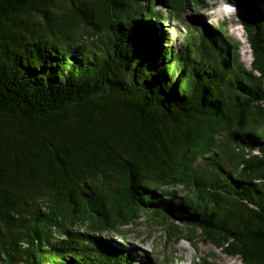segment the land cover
I'll return each instance as SVG.
<instances>
[{
    "label": "trees",
    "instance_id": "16d2710c",
    "mask_svg": "<svg viewBox=\"0 0 264 264\" xmlns=\"http://www.w3.org/2000/svg\"><path fill=\"white\" fill-rule=\"evenodd\" d=\"M229 2L250 69L205 25L168 49L192 0H0V264H150L103 234L156 218L264 264V7Z\"/></svg>",
    "mask_w": 264,
    "mask_h": 264
},
{
    "label": "rangeland",
    "instance_id": "374dc122",
    "mask_svg": "<svg viewBox=\"0 0 264 264\" xmlns=\"http://www.w3.org/2000/svg\"><path fill=\"white\" fill-rule=\"evenodd\" d=\"M192 1L193 3L187 6L179 16L176 13L169 14L164 6L156 8L161 13L162 22L160 24L163 36L168 37V49L177 50L185 45L189 35L188 25L193 29L194 26L205 25L209 30L222 31L227 34L240 60L247 69H250L253 54L246 33L238 20L241 9L233 7L229 0H199L198 3ZM249 1L264 7V0ZM91 37L86 35L85 40L88 41ZM166 38L162 41L163 46L166 44ZM201 165L204 163L201 162ZM177 193H181L180 188ZM126 229L122 227L121 230L127 233ZM131 229L123 236L111 232L104 233L103 237L124 244L137 258L149 260L150 264H203L206 260L215 264H243L240 257L231 256L223 249L206 242L200 241L198 246H195L183 238L176 243V240L169 236L166 226L159 218L150 222L144 219L140 225H135ZM79 230L85 231L86 229L80 227ZM114 235L116 237H113Z\"/></svg>",
    "mask_w": 264,
    "mask_h": 264
}]
</instances>
